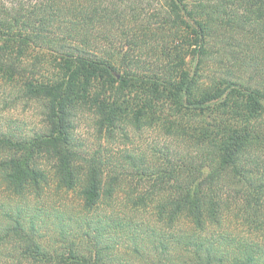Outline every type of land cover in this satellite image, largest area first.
I'll use <instances>...</instances> for the list:
<instances>
[{"label":"trees","instance_id":"trees-1","mask_svg":"<svg viewBox=\"0 0 264 264\" xmlns=\"http://www.w3.org/2000/svg\"><path fill=\"white\" fill-rule=\"evenodd\" d=\"M0 80V264H264V0H0Z\"/></svg>","mask_w":264,"mask_h":264},{"label":"rangeland","instance_id":"rangeland-1","mask_svg":"<svg viewBox=\"0 0 264 264\" xmlns=\"http://www.w3.org/2000/svg\"><path fill=\"white\" fill-rule=\"evenodd\" d=\"M195 56H190L187 59V68L189 69V71H193L194 68V63H195ZM6 82H4V80H0V87H3L5 85ZM8 89V87H7ZM18 103V102H17ZM28 107H25L24 104H17V106L14 107H6L1 101H0V113H2L3 117H9L11 116L12 118H20V119H26L29 121H32L34 123L38 122V118H37V114L33 111L32 105L29 106V104H27ZM29 125H31V123L28 122ZM26 127V126H25ZM75 133L77 135V137L82 140L86 145L89 143L90 145L96 143V142H101L103 145H105L108 148L113 149L114 151L117 150L118 148L121 147H125V146H129L130 143L126 141L125 137L121 136L118 133H114L113 137L111 136H105L103 137V133H98L96 132V130H94L90 125H89V121L87 120H81L80 123L77 126V129L75 130ZM144 133H146V135H144ZM143 133V138L139 137V138H134V141H137V144L139 147L144 146L143 145V141H165V139L161 136H159V133L157 131H152V130H147L144 131ZM132 138V136H131ZM134 145L131 144L130 148H133ZM45 190H47V192L49 194H56L57 196H62V197H66L67 199L70 200H74L75 201V197H76V193L74 191H65L63 188H57V185L55 184V182L53 180H51L49 182V187H47ZM28 192L31 193V188H27ZM9 194H11V190L9 188L6 187L5 183L3 181H0V195H5V196H10ZM113 200L108 201V204L110 206L116 204V203H120L122 200L123 195L121 194V192H115L113 194ZM30 198H33L32 196H30ZM48 199L50 200L49 196ZM107 205V206H109ZM148 214V213H147ZM147 218H151L149 215L147 216Z\"/></svg>","mask_w":264,"mask_h":264}]
</instances>
